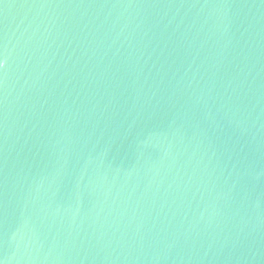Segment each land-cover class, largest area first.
Masks as SVG:
<instances>
[{
	"label": "water",
	"instance_id": "water-1",
	"mask_svg": "<svg viewBox=\"0 0 264 264\" xmlns=\"http://www.w3.org/2000/svg\"><path fill=\"white\" fill-rule=\"evenodd\" d=\"M0 264H264V0H0Z\"/></svg>",
	"mask_w": 264,
	"mask_h": 264
}]
</instances>
